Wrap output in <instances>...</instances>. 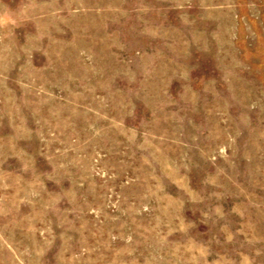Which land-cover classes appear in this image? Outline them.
<instances>
[{
  "label": "rangeland",
  "instance_id": "374dc122",
  "mask_svg": "<svg viewBox=\"0 0 264 264\" xmlns=\"http://www.w3.org/2000/svg\"><path fill=\"white\" fill-rule=\"evenodd\" d=\"M0 264H264V0H0Z\"/></svg>",
  "mask_w": 264,
  "mask_h": 264
}]
</instances>
